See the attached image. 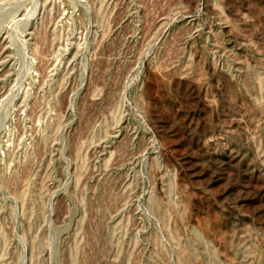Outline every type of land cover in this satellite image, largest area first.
<instances>
[{"label": "rangeland", "instance_id": "rangeland-1", "mask_svg": "<svg viewBox=\"0 0 264 264\" xmlns=\"http://www.w3.org/2000/svg\"><path fill=\"white\" fill-rule=\"evenodd\" d=\"M62 2L0 0V264H264V0Z\"/></svg>", "mask_w": 264, "mask_h": 264}, {"label": "built area", "instance_id": "built-area-1", "mask_svg": "<svg viewBox=\"0 0 264 264\" xmlns=\"http://www.w3.org/2000/svg\"><path fill=\"white\" fill-rule=\"evenodd\" d=\"M59 1L60 0H37V5L34 8H32L31 6H28L26 11L23 14L15 17V19L12 20V24L14 22H18V21L24 19L25 16H27V15L31 19H34L35 21H37V19H41L42 14H44V12L46 11L45 6L48 3L51 5L49 7V10H48L50 15L54 14V16H55V14H56V16H57L58 14H60V19L66 17V16H69L68 15V9L70 8V6L66 5L65 2H62L63 3L62 8L65 7L64 11H62L60 13H58L59 9L57 11H55V4H57ZM75 1H76V3H78V4L80 3L81 5H84L88 2V0H75ZM41 5H42V7H41Z\"/></svg>", "mask_w": 264, "mask_h": 264}]
</instances>
